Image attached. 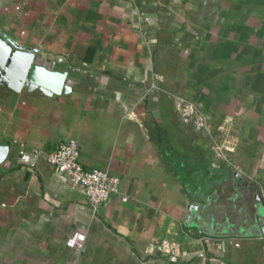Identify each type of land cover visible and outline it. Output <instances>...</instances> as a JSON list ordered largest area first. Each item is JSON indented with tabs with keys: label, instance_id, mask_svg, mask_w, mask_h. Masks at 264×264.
<instances>
[{
	"label": "crops",
	"instance_id": "0c3cea01",
	"mask_svg": "<svg viewBox=\"0 0 264 264\" xmlns=\"http://www.w3.org/2000/svg\"><path fill=\"white\" fill-rule=\"evenodd\" d=\"M0 40L65 89L0 70V264H264V0H0Z\"/></svg>",
	"mask_w": 264,
	"mask_h": 264
},
{
	"label": "built area",
	"instance_id": "2783aa9c",
	"mask_svg": "<svg viewBox=\"0 0 264 264\" xmlns=\"http://www.w3.org/2000/svg\"><path fill=\"white\" fill-rule=\"evenodd\" d=\"M44 159L55 172L67 177L84 194L93 211L110 196L120 193L117 177L101 170H87L78 162V146L74 141L62 145ZM122 201L125 202L126 198H122Z\"/></svg>",
	"mask_w": 264,
	"mask_h": 264
},
{
	"label": "water",
	"instance_id": "95a60500",
	"mask_svg": "<svg viewBox=\"0 0 264 264\" xmlns=\"http://www.w3.org/2000/svg\"><path fill=\"white\" fill-rule=\"evenodd\" d=\"M34 55L14 49L11 45L0 40V70L5 73L6 79L11 83V88L20 91L39 90L45 95L60 94L62 89V76L49 74L37 66H33ZM12 68H17L12 74ZM12 69V70H11ZM63 91V92H64ZM8 148L0 146V164L6 159Z\"/></svg>",
	"mask_w": 264,
	"mask_h": 264
}]
</instances>
